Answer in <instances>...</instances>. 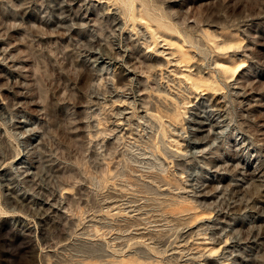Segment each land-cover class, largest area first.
Wrapping results in <instances>:
<instances>
[{"label": "rangeland", "instance_id": "1", "mask_svg": "<svg viewBox=\"0 0 264 264\" xmlns=\"http://www.w3.org/2000/svg\"><path fill=\"white\" fill-rule=\"evenodd\" d=\"M0 264H264V0H0Z\"/></svg>", "mask_w": 264, "mask_h": 264}, {"label": "bare ground", "instance_id": "2", "mask_svg": "<svg viewBox=\"0 0 264 264\" xmlns=\"http://www.w3.org/2000/svg\"><path fill=\"white\" fill-rule=\"evenodd\" d=\"M126 1V0H125Z\"/></svg>", "mask_w": 264, "mask_h": 264}]
</instances>
